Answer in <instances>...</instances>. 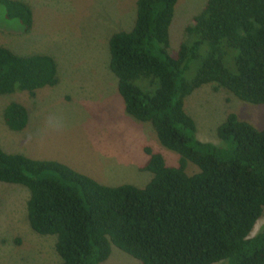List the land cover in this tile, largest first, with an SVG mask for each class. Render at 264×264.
Segmentation results:
<instances>
[{
  "label": "trees",
  "instance_id": "obj_1",
  "mask_svg": "<svg viewBox=\"0 0 264 264\" xmlns=\"http://www.w3.org/2000/svg\"><path fill=\"white\" fill-rule=\"evenodd\" d=\"M176 2L136 0L132 27L107 40V68L124 113L149 124L159 145L178 156L174 166L144 147L138 169L151 174L147 183L110 187L57 161L0 149V183L27 190L28 226L54 237L58 264H101L111 248L138 264H264V229L248 237L264 209V125L255 129L228 113L215 129V146L195 139L194 122L182 107L203 85L264 106V0H206L170 50ZM0 6L4 19L30 30L26 4L0 0ZM56 82L51 57L18 56L0 46V95L33 97ZM1 118L12 132L27 124L16 102ZM187 162L198 172L186 175Z\"/></svg>",
  "mask_w": 264,
  "mask_h": 264
},
{
  "label": "rangeland",
  "instance_id": "obj_2",
  "mask_svg": "<svg viewBox=\"0 0 264 264\" xmlns=\"http://www.w3.org/2000/svg\"><path fill=\"white\" fill-rule=\"evenodd\" d=\"M31 11V28L22 32L15 20L3 17L0 6V46L18 56L47 55L56 64V84L35 91L33 97L15 91L0 95V149L34 160L57 161L106 186L142 188L151 174L140 172L143 148L158 153L174 166L178 156L162 148L148 123L133 120L123 111L116 81L107 68V40L133 24L136 0H17ZM206 0H177L169 25L170 50H175L190 19ZM204 48L199 51L200 57ZM198 60L188 65L190 79ZM224 64L230 68L231 63ZM21 104L27 124L21 132L2 122L3 108ZM183 111L194 122L195 139L220 146L216 127L228 113L255 129L264 125V106L236 100L225 90L203 85L185 97ZM185 174L198 172L186 163ZM28 192L0 183V264H58L54 237L34 234L27 223ZM264 229V209L248 237ZM17 241V243H16ZM101 264H138L118 251ZM216 264H226L225 261Z\"/></svg>",
  "mask_w": 264,
  "mask_h": 264
}]
</instances>
